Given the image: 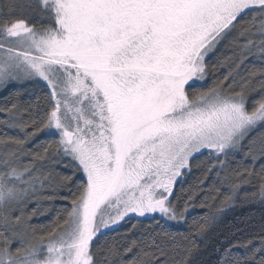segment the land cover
Returning <instances> with one entry per match:
<instances>
[{"label":"snow or ice","instance_id":"6c2138e0","mask_svg":"<svg viewBox=\"0 0 264 264\" xmlns=\"http://www.w3.org/2000/svg\"><path fill=\"white\" fill-rule=\"evenodd\" d=\"M245 16L253 25L259 21L258 45L242 23ZM225 45H237L241 61L257 50L264 59V0L0 3V88L37 78L48 88L39 118L14 100L0 106V124L24 132L23 139L7 138L18 147L0 157V223L8 229L10 214L47 180L18 163L37 132L48 131L54 141L33 160L67 157L73 177L79 174L78 180L62 178L72 206L57 214L46 240L37 241L34 229L32 236L13 231L20 237L13 249L0 232V264H98L92 244L102 229L130 214L182 219L173 198L190 160L205 149L227 156L264 126V97L249 111L244 86L234 97L217 88L190 91L207 75L205 58ZM248 151L264 155V136L251 138ZM111 251L103 253L104 264ZM124 251L133 254L120 264H168L170 255L155 239L148 247L133 241ZM259 251L264 248L235 257V264H264L255 259Z\"/></svg>","mask_w":264,"mask_h":264},{"label":"trees","instance_id":"16d2710c","mask_svg":"<svg viewBox=\"0 0 264 264\" xmlns=\"http://www.w3.org/2000/svg\"><path fill=\"white\" fill-rule=\"evenodd\" d=\"M256 15V13H252ZM46 22V21H44ZM251 36L259 44L256 31L259 21L251 23L245 16ZM249 33L239 37V44L247 42ZM237 45H225L213 52L206 61L207 75L202 83L190 91L199 93L217 88L224 95L235 96L245 87L246 107L251 111L253 103L264 97V59L257 50L242 61L238 59ZM48 89L41 84L12 85L0 92V106L15 101L22 108H29L33 116L39 118L47 108ZM25 117L27 113H22ZM4 115L0 114V119ZM27 131L33 129L29 127ZM264 136V126L256 128L237 152L227 156L214 157L203 154L191 162L190 171L175 187L173 204L179 206L185 216L184 223L168 225L163 220L128 219L118 229L99 236L92 244L98 264H104L103 253L111 249L108 264H120L121 259L131 256L124 250L131 242L148 247L153 239L163 241L169 249L168 264H235V257L241 259L256 249L264 248V155L248 151V141ZM8 137L23 139L24 132L19 128L0 124V157L17 149ZM54 137L46 130L37 132L23 146L19 164L29 165L38 176L47 177L44 187L37 188L26 203L10 215L9 228L0 223V232L11 239L14 249L20 245L17 233L34 235L38 241L41 235L45 240L48 226L57 214L71 208L70 193L63 177H73L74 169L67 157H56L52 161L33 160V154L53 143ZM51 171V175H49ZM74 179H79L76 174ZM49 181L51 186H49ZM42 189V190H41ZM51 196L52 199L45 197ZM185 205H187L185 207ZM20 217L17 221L15 218ZM204 225L201 232L199 226ZM0 237V242H2ZM186 248H191L187 255ZM134 249L133 252L137 251ZM264 258V251L256 252L255 259ZM163 259V257L161 258ZM246 264H252L247 261Z\"/></svg>","mask_w":264,"mask_h":264},{"label":"rangeland","instance_id":"374dc122","mask_svg":"<svg viewBox=\"0 0 264 264\" xmlns=\"http://www.w3.org/2000/svg\"><path fill=\"white\" fill-rule=\"evenodd\" d=\"M4 2V0H0V3H3ZM23 2H28V0H23ZM32 18L34 19V20H38L39 19V17L38 16H36L34 13L32 14ZM44 22V21H43ZM212 53H209V55L205 58L206 59V61H207V59L209 58V56L211 55ZM203 81H198L197 82V84L199 83H202ZM32 83H34V84H41V85H43V86H45L46 87V84H45V82L44 81H42V80H39L38 78L37 79H35V80H25V81H20V82H12V83H10V84H8L6 87H3V88H0V92H2L5 88H7V87H9V86H14V85H18V86H21V85H26V84H32ZM47 88V87H46ZM48 89V88H47ZM258 128V127H257ZM255 130V129H254ZM253 130V131H254ZM252 132H250L249 133V135H248V137L250 136V134H251ZM247 137V138H248ZM247 138L245 139V141L247 140ZM245 141H243L242 142V145L245 143ZM242 147V146H241ZM240 147V148H241ZM239 148V149H240ZM239 149H237V150H235V151H230V152H237ZM229 152V153H230ZM203 154H211V155H214V157H219V156H224L223 154H220L219 156L216 154V153H214V152H211L210 150H207V149H205V150H202L200 153H197L196 155H195V158L196 157H198V156H200V155H203ZM194 158V159H195ZM194 159H192V160H190V163H189V167L187 168V169H184L183 170V175L178 179V181H177V183H176V185L178 184V182H180V180L184 177V175L188 172V171H190V167H191V162L194 160ZM37 175V174H36ZM176 185H175V187H176ZM39 187V185H37V188ZM40 188V187H39ZM42 190V189H41ZM37 193V192H36ZM132 218H135V219H140V220H147V219H154L152 216H147V217H137V216H135L134 214H130V216L129 217H126L125 218V220H123V221H121L119 224H117V225H115V226H113V227H111V228H109V229H102L101 231H102V235H104V234H106V233H109V232H111V231H114V230H116V229H118L119 227H121V225L125 222V221H127L128 219H132ZM155 218H158V219H161V220H163L165 223H167L168 225H177V224H179V223H184V221H185V216H183V218L182 219H180V220H178V221H171V220H168V219H166V218H163V217H160L158 214L156 215V217ZM102 235H99V236H102ZM98 236V237H99ZM97 237V238H98ZM96 238V239H97ZM96 239H94V241L96 240ZM93 241V242H94Z\"/></svg>","mask_w":264,"mask_h":264}]
</instances>
